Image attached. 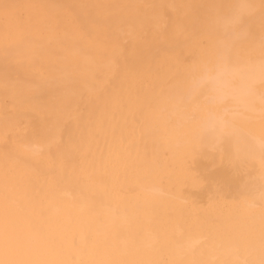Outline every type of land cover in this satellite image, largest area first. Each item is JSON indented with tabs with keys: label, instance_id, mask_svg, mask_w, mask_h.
Returning a JSON list of instances; mask_svg holds the SVG:
<instances>
[{
	"label": "bare ground",
	"instance_id": "bare-ground-1",
	"mask_svg": "<svg viewBox=\"0 0 264 264\" xmlns=\"http://www.w3.org/2000/svg\"><path fill=\"white\" fill-rule=\"evenodd\" d=\"M261 58L264 0H0V264H264V115L198 87Z\"/></svg>",
	"mask_w": 264,
	"mask_h": 264
},
{
	"label": "clouds",
	"instance_id": "clouds-1",
	"mask_svg": "<svg viewBox=\"0 0 264 264\" xmlns=\"http://www.w3.org/2000/svg\"><path fill=\"white\" fill-rule=\"evenodd\" d=\"M206 92V99L219 112L229 110H256L264 115V58L239 64H218L198 81ZM209 139L204 145L209 157L219 155L225 159L228 129L221 117L210 115L204 123ZM235 154L227 163L235 162Z\"/></svg>",
	"mask_w": 264,
	"mask_h": 264
},
{
	"label": "rangeland",
	"instance_id": "rangeland-1",
	"mask_svg": "<svg viewBox=\"0 0 264 264\" xmlns=\"http://www.w3.org/2000/svg\"><path fill=\"white\" fill-rule=\"evenodd\" d=\"M260 26V25H259ZM259 26H257L256 28H258V29H260V27ZM263 26H261V28H262ZM263 121V120H262ZM256 124H258V123H256Z\"/></svg>",
	"mask_w": 264,
	"mask_h": 264
}]
</instances>
